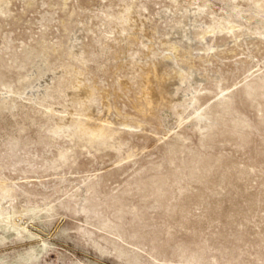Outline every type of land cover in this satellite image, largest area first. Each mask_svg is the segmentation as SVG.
<instances>
[{
    "label": "rangeland",
    "instance_id": "1",
    "mask_svg": "<svg viewBox=\"0 0 264 264\" xmlns=\"http://www.w3.org/2000/svg\"><path fill=\"white\" fill-rule=\"evenodd\" d=\"M0 264H264V0H0Z\"/></svg>",
    "mask_w": 264,
    "mask_h": 264
}]
</instances>
